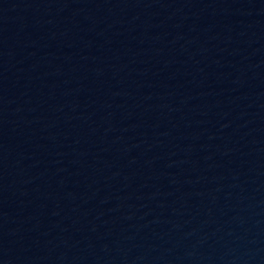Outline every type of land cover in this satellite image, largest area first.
Listing matches in <instances>:
<instances>
[{"label": "water", "instance_id": "water-1", "mask_svg": "<svg viewBox=\"0 0 264 264\" xmlns=\"http://www.w3.org/2000/svg\"><path fill=\"white\" fill-rule=\"evenodd\" d=\"M0 264H264V0H0Z\"/></svg>", "mask_w": 264, "mask_h": 264}]
</instances>
